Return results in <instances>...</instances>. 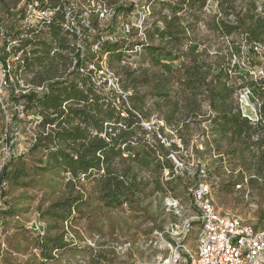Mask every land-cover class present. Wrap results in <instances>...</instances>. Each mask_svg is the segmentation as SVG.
<instances>
[{
	"label": "trees",
	"instance_id": "trees-1",
	"mask_svg": "<svg viewBox=\"0 0 264 264\" xmlns=\"http://www.w3.org/2000/svg\"><path fill=\"white\" fill-rule=\"evenodd\" d=\"M92 1L94 6L90 0H25L27 5L38 3L42 12H53L43 20L47 38L41 39L33 28L23 32L26 38L15 28L11 37L20 44L15 50L22 55L19 67L38 68L36 85L44 83L46 91H30L17 99L11 93L12 102L24 100L25 111H34L40 118L28 150V155L39 158L38 166L30 167L24 156L9 157L0 168V199L7 196L5 186L19 189L34 184L32 176L51 178L47 183H54L52 187L60 175L67 178L60 197L41 211V219L47 222L36 241L42 261L53 260L52 253L67 246V231L85 205L149 213V202L145 203L159 196L163 212L164 197L175 193L183 182L169 156L180 148L188 151V136L194 129L198 128L201 140L192 143L191 152L209 176L221 178L224 170L233 171L242 164L249 173L248 186L264 177V80L249 77L244 67L245 59L251 64V57L256 55L253 46L264 47V0H216V13L206 20L208 0H140L141 5H126L122 0ZM143 4L148 10L146 21L154 19L144 23L143 39L127 46L136 30L126 32L119 20ZM73 6L78 15L85 16L89 28L67 21L66 17L75 12ZM102 8L111 11L104 28L99 27ZM24 17L21 11L18 19ZM200 24L215 39H223L226 54L221 50L210 54L209 47L197 41ZM79 28L84 46L77 48ZM136 46V53L144 56L145 67L133 69L128 64L133 55L128 52ZM103 55L109 67L118 69L116 75L121 78L113 76L118 90L95 84L94 74ZM233 57L237 62L231 64ZM63 59L68 61L62 66L63 72L74 61L64 78L57 76ZM83 67L87 71L82 74L79 69ZM44 79L47 81L42 82ZM140 86L146 91H139ZM239 89H247L258 102V120L253 123L241 116L234 98ZM203 105L208 108L206 112ZM151 110L161 114L159 122L145 127ZM170 132L181 147L171 142ZM210 152L218 155L216 160L205 157ZM200 175L198 166L194 186ZM242 179L238 175L229 186ZM85 183H92L91 193L84 192ZM11 215L10 206L0 209L1 223ZM154 229L162 230L155 226L150 232Z\"/></svg>",
	"mask_w": 264,
	"mask_h": 264
},
{
	"label": "rangeland",
	"instance_id": "rangeland-1",
	"mask_svg": "<svg viewBox=\"0 0 264 264\" xmlns=\"http://www.w3.org/2000/svg\"><path fill=\"white\" fill-rule=\"evenodd\" d=\"M122 1L126 5L130 3L139 5L141 3L140 0ZM92 5L94 6L95 4L90 0V6ZM38 6V3L27 5L25 0H0V57L3 56L5 44H9L8 48L10 50L13 47L12 51L19 47L20 44L17 39L11 41L15 28L22 32V38H26V34H23V32L32 28L36 30L35 34L41 39L47 38V29L43 25V20L49 19L53 12L45 11V14H43L42 11L38 10ZM72 8L75 9V12L66 17L67 21L70 24L79 22L83 28H89L90 25L85 16L78 15L75 6ZM101 10L104 16L101 17L99 15L101 20L99 27L104 28L105 24L110 20L111 11L109 8H102ZM21 11L25 13V17L19 20ZM204 13V20L209 15L216 13L215 0L208 1ZM147 16V6L143 4L137 12L127 17H121L119 22L123 30L126 32L131 28L136 30L134 31L133 39H128L127 46L138 41V39H143L141 32L144 29V23L154 19L150 18V20L146 21ZM80 30L81 28L76 31L78 38L77 48L84 46L83 38L80 39ZM89 33L94 35V30L90 28ZM103 39H106L105 36H103ZM196 39L201 45L209 47L208 52L210 54H215L218 50L226 54L225 47L227 44H224L222 38L215 39L211 32L202 24L199 25ZM38 40L36 38V42ZM26 48L27 50L30 49V47ZM136 48L138 47L136 46L134 50L128 52L129 55H133L128 62L133 69L134 67L138 68L140 65L145 67L144 56L136 53ZM93 50L96 52L98 48L95 46ZM255 52L256 55L251 57L253 63L248 64L245 59L246 64L244 67L249 71V77L264 80V47L262 50ZM70 56L72 55L70 54ZM82 58L84 59L83 55ZM67 62V60L63 59L62 64L58 65L57 76L64 78L72 70L74 66L73 60L72 66L63 72L62 66ZM235 62H237V58L233 57L231 64ZM99 65L100 69L97 72L95 71L94 80L101 82L105 89H109L104 84V81L107 78H112L111 75H115L117 80H119L121 78L120 75H116L118 69L109 67L106 55L102 56ZM13 66L17 71L13 79L14 81L17 80L19 85L33 86L38 84V68L19 70L16 62L13 63ZM88 69L93 70L95 66H88ZM80 70L82 74L87 71L85 67L80 68ZM49 75H51L50 71ZM43 81L46 82L47 79ZM10 82L5 83L0 97V168L13 154L15 156H24L23 160L26 164L30 167H35L38 166L39 156L28 155V150L34 142L33 137L40 118L34 111H25L24 100L18 99L16 103L11 101L13 84ZM137 89L141 92L146 91V88L142 86ZM16 96L18 97V95H14L15 99H17ZM234 98L241 108V113L252 120H256V104L258 102L251 96L250 92L247 89H239L235 92ZM149 108L151 109V107ZM207 109V106L203 105V111L206 112ZM160 116L159 112L151 110L148 122L143 123V125L148 127V125L151 126L158 123ZM205 117L206 115L203 116V118ZM200 127L202 128V126ZM169 134L173 133L170 132ZM188 137H190L188 151L180 148L179 152L169 156L177 168L175 174H181L183 177L182 186H179L175 193H170L166 196L178 200L180 206H182L179 215L168 213L165 209L161 212L160 203L162 199L159 196L152 197L145 203L149 202L147 207L149 213H144V211L138 214L132 213L126 207L117 210H106L95 203L91 204V206L85 205L81 208L82 212L80 215L74 219L72 227L67 231V235L64 238L67 246L63 250L53 252L54 259L50 261H42L36 247L38 234L42 236L43 227L47 223L41 219V211L60 197L63 191L62 184L67 178L65 179L63 175H60L56 178L55 187H52L54 183H47L51 178L44 177V180H42V178L35 176H32L31 181L34 184L27 188L9 189L8 186H5L7 196L0 199V209L10 206L12 215L5 218L3 223L0 220V264H164L169 257L170 248L168 244L172 240L174 242L182 241L190 252H194L198 231L197 224L193 225L191 232L186 237H183V234L176 236V231L174 228L171 229V225L180 223L188 218L191 213L189 193L194 187L192 179L198 166L203 171L198 180L208 186L212 202L221 214L239 218L246 223L255 225L262 223L261 225H263L264 177H258L257 182L252 187L248 186L249 173L243 168L242 164L237 165L233 171L230 169L224 170V175L221 178L209 176L204 164H199V161L195 159L196 157L191 152L192 143H197V141L201 140L198 128L194 129ZM6 138L9 141H6ZM171 142H175L178 147L182 146L175 134L171 136ZM189 156L193 159L187 160ZM205 157L216 160L218 155L215 152H210ZM166 174L164 172V175ZM238 175H242V181H237L233 187H230V182L234 181ZM92 191V183H85L84 192L91 193ZM155 226L161 227L162 230L154 229L150 232L151 228Z\"/></svg>",
	"mask_w": 264,
	"mask_h": 264
},
{
	"label": "built area",
	"instance_id": "built-area-1",
	"mask_svg": "<svg viewBox=\"0 0 264 264\" xmlns=\"http://www.w3.org/2000/svg\"><path fill=\"white\" fill-rule=\"evenodd\" d=\"M43 14H45V11H43ZM100 15L101 17L104 16L103 13ZM1 35L3 37L2 33ZM8 45H4V53L0 57V97L5 83L10 81L13 84L11 91L13 95L26 94L30 91L37 94L45 92L46 86L44 83L24 86L19 85L17 80L14 81L13 78H15L17 71L13 63L16 62L20 70L22 55L21 52H16V49L12 51L13 47L10 50ZM262 49L261 46H253L254 51L258 52ZM80 72L82 71L80 70ZM111 77L107 78L104 84L108 88L118 90L116 79L113 75ZM95 84L100 85L101 82H95ZM257 108L258 104H256V120H252L243 113H241V116L253 123L258 120ZM239 110L241 112L240 107ZM202 172L200 170V174ZM189 196L191 200L189 217L178 224H172L171 229H175L176 236L183 234V237H186L191 232L193 224H197L195 250L190 252L182 241L174 242L172 240L168 244L170 254L164 264H264V224L257 226L246 223L239 218L221 214L212 202L208 186L201 181L190 190ZM164 207L166 212L175 215H179L182 210L178 200L171 197H165Z\"/></svg>",
	"mask_w": 264,
	"mask_h": 264
}]
</instances>
